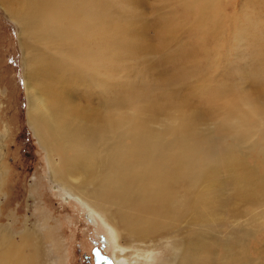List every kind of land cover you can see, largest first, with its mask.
<instances>
[{"label": "rangeland", "instance_id": "374dc122", "mask_svg": "<svg viewBox=\"0 0 264 264\" xmlns=\"http://www.w3.org/2000/svg\"><path fill=\"white\" fill-rule=\"evenodd\" d=\"M7 1L9 5L14 3L11 12L3 5ZM22 2L0 0V248L10 239L20 241L25 236L31 242L26 251L33 255L35 264H111L109 258L119 264L115 260L117 256H124L131 264H155L158 254L171 253L167 252V247L173 235L145 240L137 236H117L113 223L119 221L112 211L114 207L105 205L103 213L96 212L76 194L67 191L61 181L52 180L48 153L28 119L27 89L35 88L39 79L27 78L20 33L24 29L25 35L27 26L34 27L36 21L31 25L23 24ZM49 2L48 6L46 0H42L43 6H56L59 12L63 11L73 30L79 21L96 24L89 42L90 53L96 49L99 9L104 10L109 25L112 23L120 32L123 30L120 35L124 41L118 42V47L108 38L105 47L100 49L103 57L99 54L92 57L89 53L91 60L86 62L81 57L78 60L80 68L89 65L99 71V78L104 81L98 86L107 95L108 105L114 107L115 95L123 93L125 98L118 114L123 112L127 118L137 113L135 107L140 106L144 97L140 94L147 95L158 108L167 109L160 110L153 120L143 117L144 126H169L173 131L164 134L163 139L178 147L177 141L186 143L181 140L182 134L192 131L203 141L200 142L203 149L199 163H209L208 168L212 169L217 160L221 164L220 173L206 188L215 205L211 204L209 209L203 207L202 214L205 230L217 241L218 247L211 245L201 264H222L221 246L240 238L245 240V254L258 262L255 250L264 246L261 229L264 228V201L258 198L248 201L237 194L236 185L227 178L229 167L225 157L241 156L248 168L264 173V166L260 165L264 154V0H71V7L63 0ZM126 23L129 28L130 25L135 28V38L141 41L135 52L124 47L133 40ZM142 41H146L145 44ZM84 44L77 34L68 48L76 45L80 52ZM40 55H33L32 63L39 60ZM134 71L147 76L142 77L145 84L138 77L139 82L128 88L126 85L137 79ZM217 83L223 85L216 86ZM215 88L222 91L217 93ZM90 89L99 92L95 87ZM169 94L173 95V101L180 98L179 104L173 102L170 107L165 100ZM44 95L38 90V104L40 99H47ZM76 97L78 99L70 96L69 100L82 105L99 102L98 95L93 93L91 99L83 94ZM225 98L228 100L224 101ZM224 102L233 106L225 110L220 105ZM195 110L201 114L192 118L191 112ZM165 153L169 166H173L172 150ZM236 172L240 175L243 170ZM251 174L241 179V183L250 188L252 185L247 180L255 179ZM199 188L196 182L188 181L183 191L193 195ZM187 220L183 215L176 220L177 225ZM246 227L252 229L249 236L241 230ZM231 250L242 255L235 242Z\"/></svg>", "mask_w": 264, "mask_h": 264}, {"label": "bare ground", "instance_id": "6f19581e", "mask_svg": "<svg viewBox=\"0 0 264 264\" xmlns=\"http://www.w3.org/2000/svg\"><path fill=\"white\" fill-rule=\"evenodd\" d=\"M22 1L25 4L22 2L25 9L23 18L25 23H22L31 25L36 21L34 27L27 26L28 30L25 35L23 34L24 29H21L20 33L22 50L26 55L27 78L36 76L39 79L35 88L27 89L30 103L28 119L41 145L48 153L52 180L61 181L67 191L76 194L77 198L87 202L86 204L96 209V212L100 210L99 212L103 213L105 205L114 207L112 211L119 221L113 223L118 232L117 236L130 235L145 240L154 236H165L164 234L173 235L174 239L167 247V252L171 251V253L158 254L155 264H201L204 262L207 256L206 251L210 246L218 247L217 241L205 230L202 214L203 207L209 209L211 204L215 205L212 196L206 192V188L220 173L221 164H218L217 160L212 169L208 168L209 163H199L202 161L200 153L203 149L200 142L203 141L198 139L197 134L192 131L189 133L186 130L188 134H182L181 140H185L186 143L177 141L180 145L178 147L176 144L171 146L163 139L164 134L173 131L169 126L163 128L144 126L142 123L146 120L143 117H146L148 121L153 120L160 110L167 109V107L158 108L159 105L147 95L140 94L144 96L143 99L145 98L144 103L142 99L140 106L135 107L137 113L127 118L123 112L118 114V109L122 107V98H125L123 93L115 95L116 101L112 104L114 107L106 103L107 95L104 91H100L98 86L104 81L99 78V71L89 65H84L83 68L78 66L79 57L82 60L85 59L86 62L91 60L88 57L89 42L94 33L95 23L79 21L75 23V31L70 22L66 21L65 13L59 12L56 6H43L42 0ZM63 2L71 7V0H63ZM46 3L50 5L49 0H46ZM13 4L11 2L9 5L7 1L3 5L9 12ZM98 14L100 27L96 49L90 53L92 57L98 54L103 57V50L100 49L105 47L108 38L116 43L114 47H118V42L124 39L120 34H123L122 29H125V25L121 23L124 27H121L120 32L119 28L114 29L112 23L109 25V20L102 8L98 10ZM17 23L20 26V23ZM127 24V30L133 36V40L125 43L124 47L135 52L140 46V40L135 38L136 35L133 33L135 28L132 25L129 28ZM153 24L155 26L156 23ZM158 25L160 26V22ZM138 27L136 26V29ZM147 29H145L146 32ZM161 29L163 30L162 26ZM77 34L79 41L85 43L80 52L76 45L68 48L75 42ZM24 36L26 40L23 41ZM145 38L147 40V37ZM33 55H40V57L32 63ZM71 56L76 57L70 60ZM134 76L137 79L127 84L128 88L134 87L135 82H139L138 77H141L140 82L145 84L142 77L147 76L144 73L141 75L140 72L134 71ZM161 84L163 86L162 81ZM217 84L216 86L223 85ZM91 86L97 88L99 92L90 89ZM38 90L44 92V97L47 98L46 100L40 99L39 104ZM216 90L217 93L222 91L220 88ZM92 93L98 95L99 102L96 104L86 102L82 105L78 103V100V102L69 100V97L73 95L75 99H78L76 94L87 95L91 99ZM172 96L169 94L166 99L164 98L170 107L174 105L173 102L180 99L173 101ZM126 100L129 102L130 98L127 97ZM223 100L226 101L228 98ZM228 104L230 103L224 102L220 105L227 110L233 106V103ZM198 113L200 112L197 110L191 112V117L196 118ZM185 116L189 118V115L185 114ZM182 119L185 120L184 117ZM174 145L176 153H174ZM168 150L173 152L175 160L173 166H169L168 155L165 153ZM225 159L229 167L227 178L236 185L237 194L248 201L254 198L264 201V178L257 179L264 177V173L261 174V172H255L257 170L254 168H248L241 156H230ZM260 165L264 166V154L260 158ZM236 170H243V173L238 175ZM249 174L255 178L247 180L250 181L251 188L247 187L244 182L241 183L242 177ZM188 181H194L200 185L199 190L193 195H186L183 191ZM102 215L107 217L105 214ZM183 215L188 217L187 222L177 225L179 221L176 220H180ZM261 229L264 231V228ZM241 230L244 231L245 236H249L252 232L249 227ZM245 236L243 235L244 239ZM244 241L241 238L231 239L230 242L227 241L221 246L224 252L223 254L221 251L223 254L221 263L264 264V246L255 250L259 259L257 262V259L245 254ZM234 242L243 256L231 250ZM29 243L31 242L25 236H22L20 241L8 240L0 248V264H35L32 259L33 255L31 256L29 251H26ZM116 259L119 264H131L124 259V256H117ZM108 261L113 263L110 258ZM113 264H116L115 261Z\"/></svg>", "mask_w": 264, "mask_h": 264}, {"label": "flooded vegetation", "instance_id": "af4514ba", "mask_svg": "<svg viewBox=\"0 0 264 264\" xmlns=\"http://www.w3.org/2000/svg\"><path fill=\"white\" fill-rule=\"evenodd\" d=\"M112 262H114V260Z\"/></svg>", "mask_w": 264, "mask_h": 264}]
</instances>
